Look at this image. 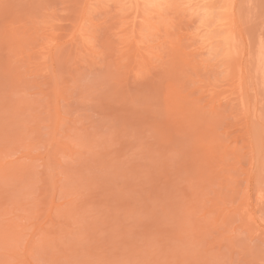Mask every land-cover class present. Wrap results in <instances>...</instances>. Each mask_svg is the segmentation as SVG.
<instances>
[{
  "label": "rangeland",
  "instance_id": "obj_1",
  "mask_svg": "<svg viewBox=\"0 0 264 264\" xmlns=\"http://www.w3.org/2000/svg\"><path fill=\"white\" fill-rule=\"evenodd\" d=\"M0 264H264V0H0Z\"/></svg>",
  "mask_w": 264,
  "mask_h": 264
},
{
  "label": "bare ground",
  "instance_id": "obj_2",
  "mask_svg": "<svg viewBox=\"0 0 264 264\" xmlns=\"http://www.w3.org/2000/svg\"><path fill=\"white\" fill-rule=\"evenodd\" d=\"M209 9V8H208ZM208 13H210V11L208 12ZM208 13H205V16H206V14H208ZM208 16V15H207ZM225 22V21H224ZM224 22H222V24H226V23H224ZM232 24V23H231ZM233 26V25H232ZM224 29V28H223ZM226 30V29H225ZM228 30V29H227ZM227 49V48H226ZM225 49V50H226Z\"/></svg>",
  "mask_w": 264,
  "mask_h": 264
}]
</instances>
